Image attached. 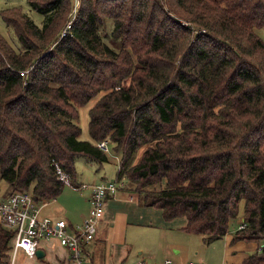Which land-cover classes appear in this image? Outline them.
I'll use <instances>...</instances> for the list:
<instances>
[{
	"label": "trees",
	"instance_id": "16d2710c",
	"mask_svg": "<svg viewBox=\"0 0 264 264\" xmlns=\"http://www.w3.org/2000/svg\"><path fill=\"white\" fill-rule=\"evenodd\" d=\"M28 0L0 9V180L4 194L37 202L77 184V161L120 156L113 180L207 242L223 237L243 206L234 239L262 243L264 264V0ZM70 22V26L68 23ZM111 21L109 35L103 29ZM90 108L91 140L79 108ZM144 150L134 161L139 148ZM14 231L0 221V264Z\"/></svg>",
	"mask_w": 264,
	"mask_h": 264
},
{
	"label": "crops",
	"instance_id": "0c3cea01",
	"mask_svg": "<svg viewBox=\"0 0 264 264\" xmlns=\"http://www.w3.org/2000/svg\"><path fill=\"white\" fill-rule=\"evenodd\" d=\"M109 157L118 159L116 168L109 166L110 159L102 164L88 162L85 167H91L88 173L93 174L92 178L85 181L78 170L76 185L113 180L120 157L114 152ZM74 186L66 184L61 195L43 205L42 214L65 218L71 224L82 222L89 212L90 188ZM187 223L186 216L166 219L161 208L140 205L134 196L118 190L107 199L97 236L84 245L85 255L90 264H135L140 259L150 264L155 261L164 264L165 259H171V264H179L177 254L183 252L181 258L190 255L192 260H203L206 264H248V257L262 249V243L256 240L234 239L238 227L207 242L204 235L187 231ZM38 249L43 256L28 255L23 249L13 252L12 248L8 261L10 264H68L69 250L56 237L41 240Z\"/></svg>",
	"mask_w": 264,
	"mask_h": 264
},
{
	"label": "built area",
	"instance_id": "2783aa9c",
	"mask_svg": "<svg viewBox=\"0 0 264 264\" xmlns=\"http://www.w3.org/2000/svg\"><path fill=\"white\" fill-rule=\"evenodd\" d=\"M79 2L80 0H75L73 15L76 14ZM98 146L104 152L111 153L108 140L99 141ZM59 172L66 184H71L67 175L60 169ZM120 185L121 182L116 180L75 185V188H90L89 212L82 222L76 224H71L65 218L42 214V207L47 201L37 202L29 190L4 194L5 191L0 189V221L14 231L13 252L23 249L28 255L35 256L41 240L56 237L69 250L68 264H90L85 255L84 245L96 238L99 222L105 213L106 201L117 193ZM244 226L245 223L241 221L239 228ZM171 263V259L164 260V264ZM135 264H146V262L140 259ZM152 264L159 263L155 261ZM189 264H206V262L190 260Z\"/></svg>",
	"mask_w": 264,
	"mask_h": 264
},
{
	"label": "rangeland",
	"instance_id": "374dc122",
	"mask_svg": "<svg viewBox=\"0 0 264 264\" xmlns=\"http://www.w3.org/2000/svg\"><path fill=\"white\" fill-rule=\"evenodd\" d=\"M8 5H22L24 11L28 12V14L39 24L41 23V21L43 19V16H42L41 13H39L37 11H34L33 9L29 8L28 0H0V9L2 7H4V6H8ZM72 12H73V9H72ZM112 27H113V25H112L111 21H109L107 26L105 28H103L107 32V34H109V35L105 36V40L107 42H110V34H111V31H112ZM0 30L2 31V33L7 37V39L15 47L19 46V41H18L14 31L5 24V22L1 18V15H0ZM259 33L264 38V29H259ZM98 97L99 96H95L88 103H86L85 105H83V106H81L79 108V121L78 122H79V124L81 126V129H82L81 137H80L81 139L91 140V135H90V130H89L90 108L95 104V102L97 101ZM109 145H110L111 148H113L112 142H110ZM143 150H144V147H141V148L138 149V151L134 155V161H136V160L138 161V159L140 158ZM109 159L112 162L111 164H109V166L111 168H113V167L116 168V165L118 163V161H117L118 159L117 158H109ZM86 163H88V162L84 158H80L77 169L79 170V173L83 174V179L85 181H89L92 178L93 174L92 173H88L89 169L91 167H85ZM88 164L90 165L91 162L88 163ZM115 175L116 174H114L113 177H115ZM107 176H109V173H107ZM7 187H8V184L4 180H0V189H5ZM154 187L155 186L148 185V186H146L144 188V191L141 192V191H138L136 189V185L135 184H133L130 181H126L125 183H121V185L119 187V191L123 190L125 192H128L129 194L134 196L135 200L138 201V203L140 205L148 206V205H145L143 203V198L145 197V192L147 190L153 189ZM242 218H243V206L241 205V207H240V215L235 220H233L231 222L230 231L233 230L234 228H237V227L240 226ZM177 255L179 256L178 257V259H179L178 263L179 264H189V261L192 260L191 259L192 257H190V255L186 259L181 258V257H183L184 252L182 254H177ZM19 260L21 262V258H18V261ZM144 261L146 262V264H150V263H148L146 261V259H144ZM156 262L159 263V264L161 263L159 261H156ZM28 263H26V264H28ZM18 264H20V263H18Z\"/></svg>",
	"mask_w": 264,
	"mask_h": 264
},
{
	"label": "water",
	"instance_id": "95a60500",
	"mask_svg": "<svg viewBox=\"0 0 264 264\" xmlns=\"http://www.w3.org/2000/svg\"><path fill=\"white\" fill-rule=\"evenodd\" d=\"M37 255H38L39 257L43 256V253H41V250H40V249L37 250Z\"/></svg>",
	"mask_w": 264,
	"mask_h": 264
}]
</instances>
